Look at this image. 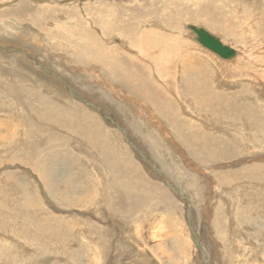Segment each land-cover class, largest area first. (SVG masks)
<instances>
[{"label":"rangeland","instance_id":"1","mask_svg":"<svg viewBox=\"0 0 264 264\" xmlns=\"http://www.w3.org/2000/svg\"><path fill=\"white\" fill-rule=\"evenodd\" d=\"M244 1L0 0V264H264V0Z\"/></svg>","mask_w":264,"mask_h":264},{"label":"bare ground","instance_id":"2","mask_svg":"<svg viewBox=\"0 0 264 264\" xmlns=\"http://www.w3.org/2000/svg\"><path fill=\"white\" fill-rule=\"evenodd\" d=\"M33 1H34V0H33ZM40 1H41V0H40ZM55 1H56V0H55ZM245 1H246V0H245ZM245 1H244V2H245ZM239 2H240V1H239ZM247 2H248V1H247ZM33 3H34V2H33ZM247 4H248V3H247ZM6 6H7V5H6ZM241 9H242V8H241ZM242 11H243V10H242ZM48 13H49V12H48ZM99 13H100V12H99ZM256 14H257V13H256ZM253 15H254V14H253ZM232 16H233V15H232ZM262 16H264V15H262ZM259 19H261V18H259ZM60 20H61V19H60ZM65 20H66V19H65ZM236 20H237V19H236ZM251 20H252V19H251ZM251 20H250V21H251ZM255 20H256V19H255ZM261 20H263V19H261ZM88 22H89V21H88ZM253 22H254V21H253ZM14 23H17V22H14ZM250 23H251V22H250ZM7 24H8V23H7ZM9 24H10V23H9ZM54 24H55V23H54ZM0 25H1V24H0ZM12 25H13V24H11V26H12ZM17 25H18V24H17ZM2 26H4V25H2ZM13 26H14V25H13ZM13 26H12V28H13ZM15 26H16V25H15ZM18 26H19V25H18ZM21 26H22V25H21ZM27 26H28V25H27ZM251 26H252V25H251ZM36 27H37V26H36ZM74 27H75V26H74ZM257 27H258V26H257ZM30 28H31V27H30ZM251 28H252V27H251ZM4 29H5V28H4ZM13 29H14V28H13ZM14 30H15V29H14ZM62 30H63V29H62ZM250 30H251V29H250ZM250 30H249V29H246V30H244V33H248V39H251V40L255 41V38L249 35ZM171 32H172V31H171ZM12 33H13V32H11V34H12ZM29 33H30V32H29ZM58 33H59V32H58ZM16 34H17V33H16ZM18 34H19V33H18ZM34 34H35V33H34ZM39 34H40V33H39ZM59 34H60V33H59ZM13 35H14V34H13ZM14 36H15V35H14ZM16 36H17V35H16ZM16 36H15V37H16ZM212 36H213V35H212ZM39 37H40V36H39ZM65 37H66V36H65ZM22 38H23V37H22ZM187 38H188V37H187ZM39 39H41V38H39ZM118 39H119V38H118ZM20 40H21V39H20ZM55 40H56V39H55ZM55 40H54V41H55ZM259 40H260V39H259ZM2 41H3V40H2ZM41 41H42V40H41ZM56 41H57V40H56ZM79 41L82 43V39H81V38H79ZM112 41H113V40H112ZM62 42H63V41H62ZM197 42L199 43L198 40H197ZM249 42H250V41H249ZM258 43H259V42H258ZM258 43L255 44V42H254V44L257 45V46H258ZM261 43H263V42H261ZM8 44H9V43H8ZM127 44H128V43H127ZM199 44H200V43H199ZM11 45H13V44H11ZM22 45H23V44H22ZM41 45H42V44H41ZM55 45H56V44H55ZM67 45H68V44H67ZM247 45H248V44H247ZM247 45H245V46H247ZM5 46H6V45H5ZM28 46H29V45H28ZM30 46H31V45H30ZM42 46H43V45H42ZM71 46H73V45H71ZM126 46H128V45H126ZM245 46H244V47H245ZM253 46H254V45H253ZM43 47H44V46H43ZM124 47H125V46H124ZM231 47H233V46H231ZM247 47H249V46H247ZM247 47H245V49H246ZM255 47H256V46H255ZM262 47H263V46H262ZM262 47H259V46H258L259 49L262 48ZM2 48H3V47H2ZM121 48H123V47H121ZM256 48H257V47H256ZM30 49H31V48H30ZM248 49H249V48H248ZM27 50H28V49H27ZM124 50H125V49H124ZM195 50H196V49H195ZM240 50H241V49H240ZM75 51H76V50H75ZM75 51H74V52H75ZM125 51H126V50H125ZM163 51H164V50H163ZM198 51H199V50H198ZM200 51H201V50H200ZM249 51H250V50H249ZM249 51H248V52H249ZM32 52H33V51H32ZM126 52H128V51H126ZM136 52H137V51H136ZM77 53H78V52H77ZM85 53H88V52H85ZM85 53H84V55L87 56ZM206 53H207V52H206ZM255 53H256V52H255ZM18 54H19V53H18ZM82 54H83V53H82ZM131 54H132V53H131ZM137 54H138V52H137ZM137 54H136V55H137ZM197 54H198V53H193V54H189V55H192V57H193V56H195V55H197ZM237 54H239V53H237ZM250 54H253V53H250ZM250 54H248L247 56L249 57ZM262 54H263V52H262ZM13 55H14V54H13ZM53 55H55V54H53ZM78 55H79V54H78ZM136 55H135V56H136ZM239 55H240V54H239ZM11 56H12V55H11ZM81 56H82V55H81ZM90 56L93 57L92 55H90ZM94 56H95V55H94ZM130 56H132V55H130ZM133 56H134V55H133ZM138 56H139V55H138ZM212 56H214V53H213ZM212 56H211V57H212ZM245 56H246V55H245ZM245 56H244V57H245ZM18 57H19V56H18ZM20 57H21V56H20ZM77 57H78V56H77ZM82 57H83V56H82ZM140 57H141V56H140ZM143 57H144V56H143ZM197 57L201 59V56L198 55ZM211 57H210V58H211ZM216 57H217V56H216ZM250 57H252V56H250ZM260 57H262V56H260ZM263 57H264V56H263ZM6 58H7V57H6ZM12 58H13V57H12ZM12 58H11V59H12ZM89 58H90V57H89ZM95 58H97V56H95ZM100 58H101V56H100ZM138 58H139V57H138ZM210 58H209V61H201V60L199 59V61H197V65H196V67H197V68H205V67H208V66H209V67L212 69V65H214V64H213V62H211ZM254 58H255V57H254ZM254 58H253V59H254ZM25 59H26V58H25ZM79 59H80V58H79ZM207 59H208V58H207ZM215 59H216V58H215ZM245 59H246V60H247V59L249 60V58H245ZM250 59H251V58H250ZM253 59H252V60H253ZM255 59H256V58H255ZM77 60H78V59H77ZM98 60H99V59H98ZM143 60H144V59H143ZM12 61H13V60H12ZM59 61H60V59H59ZM75 61H76V60H75ZM78 61H79V60H78ZM232 61H233V60H232ZM148 62H149V61H148ZM260 62H261V61H260ZM235 63H236V62H235ZM249 63H250V62H249ZM253 63H254V62H253ZM1 64H2V63H1ZM7 64H8V63H7ZM99 64H100V63H99ZM101 64H102V63H101ZM5 65H6V64H5ZM102 65H103V64H102ZM149 65H151V67H152V64H149ZM240 65H241V64H240ZM261 65H262V64H261ZM14 66H15V65H14ZM14 66H12V69H13ZM27 66H28V65H27ZM70 66H71V65H70ZM95 66H96V65H95ZM230 66H231V65H230ZM234 66H235V64H234ZM7 67H8V66H7ZM30 67H31V66H30ZM190 67H191V66H190ZM256 67H257V66H256ZM20 68H22V67H20ZM153 68H154V67H153ZM215 68H216V66H215ZM50 69H51V68H50ZM97 69H98V68H97ZM229 69H230V68H229ZM251 69H252V68H251ZM254 69H255V68H254ZM14 70H16V69L14 68ZM34 70H35V68H34ZM152 70H153V69H152ZM161 70H162V69H161ZM223 70H224V69H223ZM231 70H232V69H231ZM231 70H230V71H231ZM236 70H237V69H236ZM239 70H240V69H239ZM239 70H238V71H239ZM10 71H11V70H10ZM10 71L8 70V73H10ZM45 71H46V70H45ZM62 71H63V69H62ZM246 71H247V70H246ZM246 71H245V72H246ZM251 71H254V70H251ZM251 71H249V73H250ZM261 71H262V70H260V72H261ZM242 72H243V71H242ZM242 72H241L240 74H242ZM262 72H263V71H262ZM16 73H19L18 68H17V70H16ZM155 73H156V71H155L153 74L156 75ZM219 73H220V72H219ZM223 73H224V72H223ZM234 73H235V72H234ZM10 74H11V73H10ZM200 74H202V72H201ZM252 74H253V73H252ZM252 74H251V75H252ZM4 76H5V75H4ZM16 76H18V75L16 74ZM51 76H52V75H51ZM113 76H114V75H113ZM159 76H160V75H159ZM240 76L242 77V75H240ZM245 76H246V75H245ZM5 77H6V76H5ZM10 77H11V76H10ZM38 77H39V76H38ZM155 77H156V76H155ZM220 77H221V76H220ZM22 78H23V76L21 77V79H22ZM41 78H42V77H41ZM158 78H159V77H158ZM9 79H10V78H9ZM44 79H45V78H44ZM82 79H83V78H82ZM114 79H115V78H114ZM156 79H157V78H156ZM248 79H249V78H248ZM250 79H253V78H250ZM27 80H28V79H27ZM48 80H49V79H48ZM159 80H160V79H159ZM237 80H238V79H237ZM243 80H244V79H243ZM246 80H247V79H246ZM254 80H255V78H254ZM90 81H91V80H90ZM156 81H157V80H156ZM247 81H248V80H247ZM251 81L253 82V80H251ZM261 81H262V80H261ZM159 82H160V81H159ZM163 82H164V81H163ZM245 82H246V81H245ZM248 82H250V81H248ZM32 83H33V82H32ZM47 83H48V82H47ZM47 83H46V84H47ZM262 83H263V82H262ZM44 84H45V83H44ZM160 84H163V83H160ZM236 84H237V83H236ZM245 84H246V83H245ZM248 84H249V83H248ZM251 84H252V83H251ZM251 84H250V85H251ZM255 84H256V83H255ZM255 84H254V85H255ZM257 84H258V83H257ZM257 84H256V85H257ZM241 85H242V84H241ZM263 85H264V84H263ZM242 86H243V85H242ZM245 86H246V85H245ZM245 86H244L243 88H245ZM248 86H249V85H248ZM252 86H253V85H252ZM249 87H250V86H249ZM165 89H166V88H165ZM249 89H252V88H249ZM261 89H263V88H261ZM257 90H258V89H257ZM36 91H37V90H36ZM102 91H103V90H102ZM252 91H253V90H252ZM258 91H260V95H261V90H258ZM117 93H118V92H117ZM250 93H251V92H250ZM254 93H255V92H254ZM254 93H253V95H254ZM251 94H252V93H251ZM177 98H178V97H177ZM216 98H217V96H216ZM218 98H219V96H218ZM0 99H1V98H0ZM194 100H195V103L201 105V100L199 101L198 98H194ZM216 100H218V99H216ZM3 101H4V99H3ZM21 101H22V100H21ZM212 101H213V100H212ZM214 101H215V100H214ZM3 103H4V102H3ZM184 103H185V102H184ZM181 104H182V103H181ZM22 105H23V104H22ZM146 105H147V104H146ZM179 105H180V104H179ZM247 106H248V105H247ZM181 107H182V106H181ZM201 107H204V106L202 105ZM155 109H156V108H155ZM181 109H182V108H181ZM185 109H186V108H185ZM212 109H213V108H212ZM130 111H131V109H130ZM155 111H156V110H155ZM196 111H197V110H196ZM213 111H215V110L213 109ZM217 111H218V110H217ZM19 112H20V111H19ZM190 112H191V111H190ZM137 113H138V112H137ZM137 113H136V114H137ZM183 113H184V112H183ZM183 113H182V114H183ZM187 113L189 114V112H186L185 115L189 117L190 114L188 115ZM153 114H154V113H153ZM259 114H260V113H259ZM149 115H150V114H149ZM198 115H199V114H198ZM214 115H215V114H214ZM248 115H249V116H252V117H254V118H256V116L252 115V114L249 112V110H248ZM138 116H139V115H138ZM152 116H153V115H152ZM5 117H6V116H5ZM139 117H140V116H139ZM180 117H181V116H180ZM201 117H202V116H201ZM191 118H193V116H192ZM198 118H199V117H198ZM213 118H214V117H213ZM145 119H146V118H145ZM145 119H144V120H145ZM157 119H158V118H157ZM141 120H142V119H141ZM151 120H152V118H151ZM255 120H256V119H255ZM154 121H155V120H154ZM214 121H215V120H214ZM146 122H147V121H146ZM149 122H150V121H149ZM149 122H148V123H149ZM155 122H157V121H155ZM199 122H200V121H199ZM249 122H250V121H249ZM263 122H264V121H263ZM144 123H145V122H144ZM152 123H153V122H152ZM179 123H180V122H179ZM251 123H252V122H251ZM239 124H240V123H239ZM158 125H159V124H158ZM230 125H231V124H230ZM251 125H252V124H251ZM149 126H150V125H149ZM169 126H170V125H169ZM233 126H234V124H233ZM170 127H171V126H170ZM239 127H240V125H239ZM146 128H147V126H146ZM149 128H150V127H149ZM210 128H212V127H210ZM249 128H250V127H249ZM217 129H218V128H217ZM144 130H145V129H144ZM149 130H150V129H149ZM152 130H153V127H152ZM155 131H156V130H155ZM222 131H223V130H222ZM254 131H255V130H254ZM257 131H258V129H257ZM262 133H263V132H262ZM262 133H261V134H262ZM263 134H264V133H263ZM263 134H262V135H263ZM259 136H260V135H259ZM253 138H254V137H253ZM1 139H2V138H0V140H1ZM251 139H252V138H251ZM140 140H141V139H140ZM255 140H256V139H255ZM253 141H254V139H253ZM169 145H170V144H169ZM132 146H133V145H132ZM134 148H135V147H134ZM170 148H172V146H171ZM175 150H176V149H175ZM173 152H174V150H173ZM173 152H172V154L174 155L175 152H174V153H173ZM174 156H175V155H174ZM182 161H183V160H182ZM91 171H92V170H91ZM33 173H34V172H33ZM51 173H52V172H51ZM56 173H57V172H56ZM42 174H43V172H42ZM42 174H41V175H42ZM43 175H44V174H43ZM55 175H56V174H55ZM31 176H32V175H31ZM47 176H49V175H47ZM40 177H41V176H40ZM92 178H93V177H92ZM41 179H42V178H41ZM55 180H56V177H55ZM55 180H54V181H55ZM37 184H38V183H37ZM47 184H48V182H47ZM49 184H51V182H49ZM49 184H48V185H49ZM43 185H45V183H44ZM51 185H53V184H51ZM54 185H55V184H54ZM45 186H46V185H45ZM49 187H50V186H49ZM52 188H54V187H52ZM49 189H50V188H49ZM89 189H90V188H89ZM92 194H93V192H92ZM79 196H80V195H79ZM87 196H88V195H87ZM44 197H45V196H44ZM73 197H74V196H73ZM92 197H93V196H92ZM183 197H184V196H183ZM75 198H76V197H75ZM77 198H78V197H77ZM77 198H76V199H77ZM186 199H187V198H186ZM72 200H73V199H72ZM81 200H83V199H81ZM79 201H80V200H79ZM56 202H57V201H56ZM82 202H84V201H82ZM45 206H46V205H45ZM205 207H206V206H205ZM201 208H202V207H201ZM77 209H78V208H77ZM145 209H146V208H145ZM79 210H80V209H79ZM140 210H141V209H140ZM140 210H138L137 212H140ZM142 210H143V212H144V211H148V210H144V209H142ZM142 210H141V211H142ZM153 211H154V209H153ZM153 211H151V212L153 213ZM83 212H84V211H83ZM50 213H51V212H50ZM83 214H85V213H83ZM80 215H81V214H80ZM137 215H138V214H137ZM145 215H148V213L146 212ZM75 216H76V215H75ZM140 217H141V215H140ZM144 217H146V216H144ZM161 217H162V216H161ZM163 217H164V216H163ZM136 218H137V217H136ZM208 218H209V217H208ZM76 219H78V218H76ZM134 219H135V218H134ZM234 219H235V218H234ZM236 219H237V217H236ZM137 220H138V219H137ZM144 220H145V219H144ZM146 220H147V219H146ZM162 220H163V219H162ZM141 221H142V220H141ZM141 221H140V224H141ZM147 221H148V220H147ZM147 221H146V222H147ZM237 221H238V220H237ZM113 222H114V221H113ZM136 222H137V221H136ZM138 222H139V221H138ZM164 222H165V220H164ZM115 224H116V223H115ZM173 224H174V223H173ZM237 224H238V222H237ZM158 225H160V224H158ZM144 226H145V225H144ZM160 226H161V225H160ZM112 227H113V226H112ZM216 227H217V226H216ZM228 227H229V226H228ZM72 228H75V226L72 227ZM114 228H115V227H114ZM159 228H160V227H159ZM167 228H168V227H167ZM210 228H211V227H210ZM116 229H117V228H116ZM121 229H123V228H121ZM168 229H169V228H168ZM235 229H237V228H235ZM75 231H76V228H75ZM122 231H123V230H122ZM169 231H170V230H169ZM80 232H81V231H80ZM124 232H125V231H124ZM124 232H123V233H124ZM209 232H210V231H209ZM215 232H216V231H215ZM229 232H230V231H229ZM237 232H238V231H237ZM71 233H72V232H71ZM73 233H74V232H73ZM73 233H72V234H73ZM177 233H178V232H177ZM227 233H228V232H227ZM110 234H111V233H110ZM138 234H139V233H138ZM10 236H12V235H10ZM118 236H119V235H118ZM137 236H139V235H137ZM174 236H176V235H174ZM174 236H173V238H174ZM4 237H5V236H4ZM106 237H107V236H106ZM125 238H126V237H125ZM125 238H124V239H125ZM179 238H180V237H179ZM179 238H178V240H179ZM199 238H200V237H199ZM176 239H177V238H176ZM185 239H186V238H185ZM75 240H76V239H75ZM140 240H141V239H140ZM178 240H177V241H178ZM180 240H181V239H180ZM180 240H179V241H180ZM224 240H225V239H224ZM224 240H223V241H224ZM119 241H121V240H119ZM183 241H184V239H183ZM211 241H212V240H211ZM223 241H222V242H223ZM231 241H232V239H231ZM5 242H6V241H5ZM130 242H131V241H130ZM170 242H171V241H170ZM184 242H185V241H184ZM216 242H217V241H216ZM218 242H219V241H218ZM218 242H217V243H218ZM118 243H119V242H118ZM177 243H178V242H177ZM179 243H180V242H179ZM182 243H183V242H182ZM230 243H231V242H230ZM0 244H1V243H0ZM91 244H92V243H91ZM124 244H125V243H124ZM133 244H134V243H133ZM136 244H137V243H136ZM136 244H134V245H136ZM225 244H227V243L225 242ZM235 244H236V243H235ZM172 245H174V244H172ZM192 245H193V243H192ZM56 246H57V245H56ZM88 246H89V245H88ZM129 246H131V245L128 244V247H129ZM225 246H226V245H225ZM17 247H18V246H17ZM23 247H24V246H23ZM111 247H113V246H111ZM111 247H109V248H111ZM126 247H127V246H126ZM128 247H127V248H128ZM133 247H134V246H133ZM133 247H132V248H133ZM137 247H138V245H137ZM174 247H175V246H174ZM193 247H194V246H193ZM237 247H238V246H237ZM18 248H19V247H18ZM58 248H59V246H58ZM60 248H61V247H60ZM113 248H114V247H113ZM134 248H135V247H134ZM139 248H140V247H139ZM178 248H180V246H179ZM183 248H185V246H183ZM194 248H195V247H194ZM229 248H230V247H229ZM19 249H20V248H19ZM157 249H158V248H157ZM25 250H26V249H25ZM25 250H24V251H25ZM60 250H61V249H60ZM131 250H133V249H131ZM136 250H137V249H136ZM141 250L143 251L144 249H141ZM176 250H177V249H176ZM176 250H174V251H176ZM182 250H183V249H182ZM186 250H187V248H186ZM186 250H185V251H186ZM250 250H251V249H250ZM30 251H31V250H30ZM39 251H40V250H39ZM39 251H38V252H39ZM139 251H140V250H139ZM144 251H146V250H144ZM144 251H143V252H144ZM78 252H79V251H78ZM120 252H121V250H120ZM137 252H138V251H137ZM191 252H192V251H191ZM31 253H32V252H31ZM34 253L36 254V252H34ZM61 253H63V252H61ZM74 253H75V252H74ZM146 253H147V252H146ZM176 253H177V252H176ZM136 254H137V253L134 252V255H136ZM143 254H145V252H144ZM147 254H148V253H147ZM164 254H166V253H164ZM22 255H23V254H22ZM26 255H27V254H26ZM26 255H25V256H26ZM92 255H93V254H92ZM119 255H120V254H119ZM132 255H133V254H132ZM140 255H141V254H140ZM148 255H149V254H148ZM152 255H153V254H152ZM178 255H180V254L178 253ZM237 255H238V254H237ZM58 256H59V255H58ZM76 256H77L76 253L73 254V255H72L73 259H74ZM93 256H94V255H93ZM137 256H138V255H137ZM143 256H145V255H143ZM181 256H182V253H181ZM204 256H205V255H204ZM29 257H30V256H29ZM33 257H34V256H33ZM153 257H154V256H153ZM39 258H40V257H39ZM39 258H38V259H39ZM46 258H47V257H46ZM64 258H65V256H64ZM79 258L81 259V257H79ZM133 258H135V257H133ZM144 258H145V257H144ZM24 259H25V258H24ZM40 259H41V258H40ZM40 259H39V260H40ZM66 259H67V258H66ZM70 259H71V258H70ZM105 259H107V258H105ZM136 259H137V257H136ZM149 259H150V258H149ZM153 259H154V258H153ZM153 259H152V261H153ZM182 259H183V258H182ZM43 260H44V259H43ZM67 260H68V259H67ZM144 260H145V259H144ZM23 261H24V260H23ZM37 261H38V260H37ZM72 261L74 262L75 260H72ZM77 261L79 262V260H77ZM124 261H125V260H124ZM141 261H142V259H141ZM145 261H146V260H145ZM150 261H151V260H150ZM150 261H149V262H150ZM165 261H166V260H165ZM167 261H168V260H167ZM34 262H35V261H34ZM39 262H40V261H39ZM112 262H113V261H112ZM154 262H155V261H154ZM238 262H239V261H238ZM102 263H104V262H102ZM102 263H101V264H102ZM143 263H144V262H143ZM147 263H148V262H147ZM151 263H152V262H151ZM158 263H159V262H158ZM32 264H33V263H32ZM121 264H122V263H121ZM138 264H139V263H138ZM153 264H154V263H153Z\"/></svg>","mask_w":264,"mask_h":264},{"label":"water","instance_id":"3","mask_svg":"<svg viewBox=\"0 0 264 264\" xmlns=\"http://www.w3.org/2000/svg\"><path fill=\"white\" fill-rule=\"evenodd\" d=\"M196 35V39L207 50L213 52L223 59H229L234 55V50L223 46L220 41L209 35L206 31L194 27L191 28Z\"/></svg>","mask_w":264,"mask_h":264}]
</instances>
